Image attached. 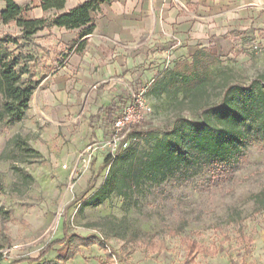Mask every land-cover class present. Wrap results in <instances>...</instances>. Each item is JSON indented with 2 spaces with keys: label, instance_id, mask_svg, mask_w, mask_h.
I'll list each match as a JSON object with an SVG mask.
<instances>
[{
  "label": "rangeland",
  "instance_id": "obj_1",
  "mask_svg": "<svg viewBox=\"0 0 264 264\" xmlns=\"http://www.w3.org/2000/svg\"><path fill=\"white\" fill-rule=\"evenodd\" d=\"M15 1L25 18L46 16L40 0ZM6 33L17 35L19 28L0 19V36ZM67 34L74 32L45 29L25 44L33 58L32 76L39 83L21 120L0 122V263L264 264L262 141L242 147L243 156L231 175L209 166L188 178L135 172L144 166L156 134L160 138L177 116L197 118L187 103L154 94L150 83L173 66L172 52L180 41L137 46L132 53L138 59L123 73L88 81L87 75L108 64H65L71 51L80 52L75 39L62 41ZM218 58L219 65L213 67L217 85L206 89L205 99L218 101V83L243 85L256 78L264 87V45ZM143 85L152 110L134 126L151 127L152 132L131 135L128 146L114 155L106 146L90 150L84 161L89 145L102 146L108 139L128 91ZM112 105L116 109L110 115ZM124 152L133 173L122 192L110 193L98 205L84 204L108 175L109 167L101 169L104 160ZM80 238H89L88 244ZM60 239L39 260L30 259Z\"/></svg>",
  "mask_w": 264,
  "mask_h": 264
},
{
  "label": "trees",
  "instance_id": "obj_2",
  "mask_svg": "<svg viewBox=\"0 0 264 264\" xmlns=\"http://www.w3.org/2000/svg\"><path fill=\"white\" fill-rule=\"evenodd\" d=\"M2 1L1 22L13 23L19 28L17 35L6 33L0 36V122L10 125L23 118L39 83L32 76L30 63L33 58L24 50L25 44L31 42L37 33L52 27L79 29L73 43L79 42L77 51H81L86 45L83 38L94 30V16L109 0H85L66 11L63 10L66 0H40L42 11L53 10L54 13L49 17L32 18L23 16L24 10L15 0ZM219 62L217 55L201 48L190 59L176 60L173 66L163 69L152 79L154 94L187 103L191 110L197 111V118L177 116L174 124L162 129L160 138L156 134L144 166L135 169L137 174L147 171L153 177L161 174L188 178L203 166H209L218 174L231 175L243 156L242 147L246 143L254 140L264 143V87L260 80L253 78L243 85L218 83L222 88L218 101L205 99L206 89L217 85L219 76L213 67ZM232 93L240 97L233 99L230 97ZM111 109L116 108L113 105L109 108L110 115ZM152 130L136 125L131 135H146ZM103 167H109L107 177L84 204H100L110 193H121L125 181L131 180L133 167L127 152L119 153L115 158L108 156L101 169ZM88 239L80 238V243L88 244ZM60 241L49 243L37 258L30 259L39 260ZM97 242L102 245L99 239ZM42 264L64 263L44 261Z\"/></svg>",
  "mask_w": 264,
  "mask_h": 264
},
{
  "label": "crops",
  "instance_id": "obj_3",
  "mask_svg": "<svg viewBox=\"0 0 264 264\" xmlns=\"http://www.w3.org/2000/svg\"><path fill=\"white\" fill-rule=\"evenodd\" d=\"M82 1L66 0L63 10ZM42 12L44 17L54 13ZM55 30L74 32L62 39L65 42L76 39L79 32L51 28ZM83 39L85 47L79 53L71 51L65 64H108L87 75L88 81L123 73L134 64L135 47L170 39L180 41L172 52L174 61L190 58L201 48L217 56L239 48L260 49L264 45V0H109L94 16L93 32ZM82 74L79 70V77Z\"/></svg>",
  "mask_w": 264,
  "mask_h": 264
},
{
  "label": "built area",
  "instance_id": "obj_4",
  "mask_svg": "<svg viewBox=\"0 0 264 264\" xmlns=\"http://www.w3.org/2000/svg\"><path fill=\"white\" fill-rule=\"evenodd\" d=\"M116 82L124 84L123 80L118 79ZM152 83V80L151 82ZM148 87L143 85L139 89L128 91V100L121 104L115 114L112 128L104 145H89L82 159L85 161L86 156H89L90 150L95 151L108 147L110 155H114L118 150L126 148L130 141L131 129L135 124L144 120L151 113V106L146 101V92Z\"/></svg>",
  "mask_w": 264,
  "mask_h": 264
}]
</instances>
